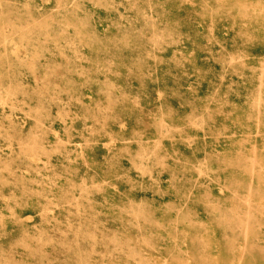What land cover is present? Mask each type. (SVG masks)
<instances>
[{
    "label": "rangeland",
    "instance_id": "1",
    "mask_svg": "<svg viewBox=\"0 0 264 264\" xmlns=\"http://www.w3.org/2000/svg\"><path fill=\"white\" fill-rule=\"evenodd\" d=\"M0 264H264V0H0Z\"/></svg>",
    "mask_w": 264,
    "mask_h": 264
},
{
    "label": "bare ground",
    "instance_id": "2",
    "mask_svg": "<svg viewBox=\"0 0 264 264\" xmlns=\"http://www.w3.org/2000/svg\"><path fill=\"white\" fill-rule=\"evenodd\" d=\"M67 7V6H66ZM17 48V47H16ZM15 49V48H14ZM19 49V48H18ZM20 52V51H19ZM16 53H17V51H16ZM261 80V79H260ZM261 85V84H260ZM260 92V91H259ZM260 96V95H259ZM259 99V98H258ZM253 161H254V159H253ZM222 191V190H221ZM247 198H249L250 199V196L249 197H247ZM248 200V199H247Z\"/></svg>",
    "mask_w": 264,
    "mask_h": 264
}]
</instances>
